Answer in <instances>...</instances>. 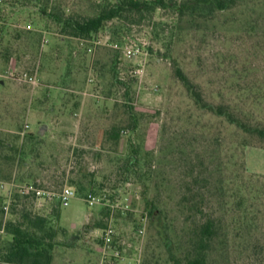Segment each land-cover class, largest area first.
<instances>
[{"label": "rangeland", "instance_id": "374dc122", "mask_svg": "<svg viewBox=\"0 0 264 264\" xmlns=\"http://www.w3.org/2000/svg\"><path fill=\"white\" fill-rule=\"evenodd\" d=\"M101 1L4 0L0 139L22 155L0 148V247L5 225L22 223L12 198L35 182L75 191L53 205L51 264H172L208 218L207 264H264V140L199 108L174 75L177 64L206 103L264 127V0L206 17L157 9L85 42L61 33L60 14L91 17ZM115 28L131 29L140 54L112 47L129 41Z\"/></svg>", "mask_w": 264, "mask_h": 264}, {"label": "trees", "instance_id": "16d2710c", "mask_svg": "<svg viewBox=\"0 0 264 264\" xmlns=\"http://www.w3.org/2000/svg\"><path fill=\"white\" fill-rule=\"evenodd\" d=\"M28 1L33 2L34 0ZM243 1L254 2L262 0H186L178 4L172 0H103L99 3V11L94 16L77 17L60 14L56 19V23L61 24L60 31L66 37L85 42L90 41L108 23L116 19L125 20L128 24L134 25L136 24V18L140 21L146 16H150L157 9H170L180 19L184 15L192 17L195 12L199 16L206 17L216 12L229 10ZM113 33L119 36L118 41L132 40L133 38L131 37L135 35L131 33V29L124 31L115 28ZM174 75L199 108L224 119L239 131L264 140V127H253L245 124L224 105L206 103L202 99L201 94L196 91V85L189 80L177 64H174ZM107 134L108 138L114 141H117L120 136L119 130L113 129ZM0 148L13 151L15 156L20 157L22 155L21 147H14L1 139ZM130 158L131 156H128V159ZM33 185L35 188L48 189V187H43L35 182ZM53 205L59 206L56 200H51L38 208L35 205L34 194L31 190L26 191V193L20 192L12 198L10 213L18 215L22 223L8 222L5 225L6 233L11 236V240L7 242L4 249L0 247V264H51V250L53 249V241L56 234L50 231L47 225L53 216H57ZM194 207H196V204L191 208ZM160 214L161 212L158 209H154L151 213L152 221L155 225H158ZM250 221L249 224H253V219ZM157 230L162 233L165 228L161 229L158 225ZM195 232V236H193L195 239L189 240L188 252L185 257L177 259L171 256L172 264L208 263L216 232L213 220L208 218L204 222L199 223ZM165 244L168 248L169 245L171 246L169 239H164Z\"/></svg>", "mask_w": 264, "mask_h": 264}, {"label": "built area", "instance_id": "2783aa9c", "mask_svg": "<svg viewBox=\"0 0 264 264\" xmlns=\"http://www.w3.org/2000/svg\"><path fill=\"white\" fill-rule=\"evenodd\" d=\"M4 4V0H0V15L2 11V7ZM0 27H1V19H0ZM1 29V28H0ZM27 29L30 30L31 27L27 26ZM112 47L118 51H120L125 57L130 58L137 54H140V48L137 44L132 43V41H126L123 43H114ZM24 82L28 84L36 83V74H27L24 73ZM27 127V126H25ZM3 188H6V184L0 185ZM30 190L34 194L35 205L39 208L43 206L44 203L51 200H56L60 207H66L69 202L75 197V191L72 187L68 185L62 186L58 192H53L48 189H40V188H30ZM94 198L91 195H88V202L93 204ZM8 206L4 207L5 211H8Z\"/></svg>", "mask_w": 264, "mask_h": 264}]
</instances>
